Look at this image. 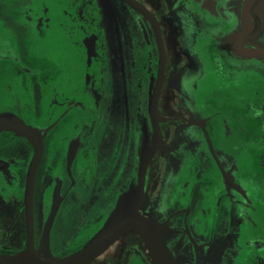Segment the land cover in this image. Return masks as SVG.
<instances>
[{"label":"flooded vegetation","instance_id":"flooded-vegetation-1","mask_svg":"<svg viewBox=\"0 0 264 264\" xmlns=\"http://www.w3.org/2000/svg\"><path fill=\"white\" fill-rule=\"evenodd\" d=\"M135 1L148 13L125 0H0V114L40 144L34 249L65 258L102 228L154 133L163 61L139 212L173 264H264V54L243 52H264L258 0L246 18L245 0ZM34 150L0 128V255L26 248ZM87 264L155 263L130 229Z\"/></svg>","mask_w":264,"mask_h":264},{"label":"water","instance_id":"water-1","mask_svg":"<svg viewBox=\"0 0 264 264\" xmlns=\"http://www.w3.org/2000/svg\"><path fill=\"white\" fill-rule=\"evenodd\" d=\"M134 8L147 14L145 8L135 0H125ZM253 0H245L243 11L245 18L248 8ZM245 32V31H244ZM245 53L264 54L256 49H246ZM163 77V61H160L158 79L155 83L150 96V115L153 121L154 133L149 138V133L145 132L142 144L143 149L140 155L139 164L136 167V176L128 186L125 193L116 202V205L102 228L77 252L65 257L56 258L51 255L45 242L40 249L36 251L32 241V206H33V186L35 171L40 157V144L36 140L35 132L23 121L19 120L11 113L0 114V128H9L17 134L31 139L34 145V155L28 171V178L25 192V205L27 209V230L28 239L26 248L12 256L0 255V264H87L96 256L101 254L125 231L133 229L139 232L147 244L154 258L155 264H173L169 251L162 243L158 227L155 222L144 217L139 212V205L144 197L145 176L147 165L159 142L158 124H157V102L160 90V84ZM149 131V130H148Z\"/></svg>","mask_w":264,"mask_h":264},{"label":"rangeland","instance_id":"rangeland-1","mask_svg":"<svg viewBox=\"0 0 264 264\" xmlns=\"http://www.w3.org/2000/svg\"><path fill=\"white\" fill-rule=\"evenodd\" d=\"M256 27L260 30L258 35H262V31L264 30V0L257 1L256 7ZM262 38V36L258 37Z\"/></svg>","mask_w":264,"mask_h":264}]
</instances>
